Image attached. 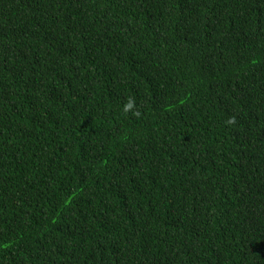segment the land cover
<instances>
[{
    "label": "trees",
    "instance_id": "obj_1",
    "mask_svg": "<svg viewBox=\"0 0 264 264\" xmlns=\"http://www.w3.org/2000/svg\"><path fill=\"white\" fill-rule=\"evenodd\" d=\"M0 264H264V0H0Z\"/></svg>",
    "mask_w": 264,
    "mask_h": 264
}]
</instances>
